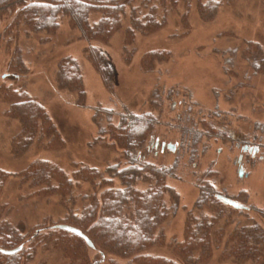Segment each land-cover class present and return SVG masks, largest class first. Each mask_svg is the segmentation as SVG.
<instances>
[{
  "label": "rangeland",
  "instance_id": "obj_1",
  "mask_svg": "<svg viewBox=\"0 0 264 264\" xmlns=\"http://www.w3.org/2000/svg\"><path fill=\"white\" fill-rule=\"evenodd\" d=\"M193 1L189 9L181 2L179 9L172 8L168 23L152 35L137 34L131 42L125 41L129 21L124 15L122 28L109 41H94L113 67L109 86L84 54L89 43L79 39L80 31L72 27L69 15H60L57 34L51 40L20 34L17 44L22 46L29 68L17 83L7 72L13 57L9 49L15 44L10 37L1 36L0 81L24 87L44 105L61 137L54 149L45 147L50 142L47 137L41 142L36 139L25 153L14 156L12 140L20 129L19 122L7 116L9 106L0 96V169L12 172L0 193V209L4 208L10 223L33 233L51 222L59 223L73 206L71 202L62 205L65 202L61 194L41 192L50 183L30 187L21 182L15 173L18 169L23 170L35 160H49L69 177L83 166L110 177L105 174L108 166L127 164L129 137L121 133L123 139L116 143L109 135H100L99 128L106 129L110 123L119 126L124 114H150L157 122L145 140L146 146L140 148L141 155L167 166L177 159V178L170 184L180 191L182 205L191 208L196 197L204 193L201 187L208 185L214 196H225L245 208L240 211L246 213H235L236 221L256 223L264 229V214L252 209L264 211V0L224 2L207 22L201 20ZM185 12L189 13L186 21L182 19ZM98 18L99 14L92 12L91 23ZM154 48L168 53L149 64L143 54ZM67 55L79 61L84 77V84L75 82L73 89L59 86L54 75L59 59ZM79 88L85 91L86 99L81 106L75 103ZM97 108L112 110L111 119L104 113L99 117L104 119H95ZM215 110L221 117L228 115L224 123L218 115L209 116ZM189 115L197 122L205 119L228 130L245 145L207 136L195 142L186 117ZM125 120L124 126L132 127L131 120ZM110 141L113 146H108ZM245 146L257 152L245 150ZM18 151H22L20 146ZM75 183L87 195L100 194L104 188L102 184L94 187L87 182ZM113 183L120 186L115 179ZM51 186L56 187L57 182ZM182 209L164 225L168 242L182 235L187 215V209ZM61 236L63 245L39 246L31 259L21 258L18 264H89L95 251L79 237ZM158 252L174 257L169 247H161ZM214 255L207 264H239L234 259L219 262L218 251ZM107 259L109 262L113 257L107 255ZM2 263L8 264V257L0 252Z\"/></svg>",
  "mask_w": 264,
  "mask_h": 264
},
{
  "label": "trees",
  "instance_id": "obj_2",
  "mask_svg": "<svg viewBox=\"0 0 264 264\" xmlns=\"http://www.w3.org/2000/svg\"><path fill=\"white\" fill-rule=\"evenodd\" d=\"M230 1L233 0H195V4L201 20L207 22L224 2ZM180 2L188 9L194 4L193 0H0V38L10 37V41L15 44L9 49L13 57L7 72L13 76L11 81L20 82V77L28 71L23 48L17 44L20 34L28 38L42 37L41 41L51 40L57 34L60 15H69L72 27L80 31L79 39L89 43L84 54L109 86L113 67L108 56L94 46V41H109L122 28L124 15L129 21V27L124 31L125 41L131 42L137 34L152 35L168 23L169 13L174 7L179 9ZM92 12L99 14L94 24L91 23ZM188 14L185 12L182 19L186 21ZM165 53H168L165 49H149L143 58L150 64L156 61L155 58L165 57ZM54 75L59 86L64 89H73L75 82L81 86L84 84L81 65L71 55L59 59ZM76 94L75 103L78 106L84 105L86 99L83 88H79ZM0 96L9 106L7 116L19 122L20 129L12 140L14 156L19 157L25 153L36 139L41 142L49 137L50 142L45 146L49 149L60 144L59 130L48 110L32 98L24 87L1 80ZM218 112L210 111L209 116H220ZM102 113L109 116L108 120L111 119L112 110L100 108L95 111L94 118L98 119ZM186 117L190 119V115ZM227 117L226 114L221 117L223 123ZM122 118L119 126L110 123L106 129L99 128L100 135H109L116 143H121L118 140L123 137L121 133L129 137L125 151L127 164L124 167L119 163L108 166L109 172L105 174L109 173L110 177L104 176L96 168L88 170L85 166L69 177L58 164L49 160H35L23 170L21 168L15 172L21 182L30 187L50 183V187L41 189V192L61 194L65 202L62 205L71 202L72 209L81 211L74 213L70 209L69 214L59 223L51 222L30 233L10 223L5 217L4 208L3 211L0 209V252L8 257V264H18L21 258L31 259L39 246L62 244L60 240L64 237L61 235L79 237L88 249L95 251L89 264H120L118 260L125 261L124 264H207L216 251L219 262L234 259L239 264H264V229L256 223L240 224L236 221L235 213L246 211H240V208L234 206H231L232 209L226 207L219 195H213L208 185L201 187L204 193L196 197L193 207L182 205L180 191L170 184V180L177 178V159L167 166L148 161L147 157L145 159L141 155L140 148L146 146L145 140L154 128L156 118L150 114H124ZM128 118L132 127L124 126ZM189 121L195 142H199L202 136L221 138L226 142L236 141L239 144L245 142L235 139L228 130L208 123L205 119L197 122L192 117ZM110 143L108 146L114 145ZM10 174L12 172L0 169V193ZM114 179L119 181V187L113 185ZM54 181L57 182L56 187L51 186ZM75 182L91 183L94 187L102 184L104 188L100 194L87 195L80 185V189L77 188L78 183ZM180 209L185 212L187 209L182 235L168 242L164 225L176 217ZM252 209L264 214L262 209ZM61 225L81 230L94 247H90L82 236L63 229ZM18 246L21 249L12 254L2 251L14 250ZM161 247H169L174 257L158 252ZM107 255H111L113 260L108 262Z\"/></svg>",
  "mask_w": 264,
  "mask_h": 264
},
{
  "label": "water",
  "instance_id": "obj_3",
  "mask_svg": "<svg viewBox=\"0 0 264 264\" xmlns=\"http://www.w3.org/2000/svg\"><path fill=\"white\" fill-rule=\"evenodd\" d=\"M240 175H242V172L240 173ZM219 199L222 202H224L225 204L232 205V206H234L236 208H240L241 207L239 203H237L234 200H231V199H229V198H227L225 196L219 195ZM61 227L63 229H67L69 231H72V232L82 236L85 239L86 243L90 247H94V244L92 243V241L81 230H79V229H77L75 227H72V226H68V225H61ZM20 249H21V247H18V248L14 249V250H2V251L4 253H7V254H12V253H15V252L19 251Z\"/></svg>",
  "mask_w": 264,
  "mask_h": 264
},
{
  "label": "flooded vegetation",
  "instance_id": "obj_4",
  "mask_svg": "<svg viewBox=\"0 0 264 264\" xmlns=\"http://www.w3.org/2000/svg\"><path fill=\"white\" fill-rule=\"evenodd\" d=\"M244 149H245V150H248V151H251V152H252V151H253V152H255V151L257 152L256 148H253V149H252V148H249V147L245 146ZM256 152H255V153H256Z\"/></svg>",
  "mask_w": 264,
  "mask_h": 264
}]
</instances>
